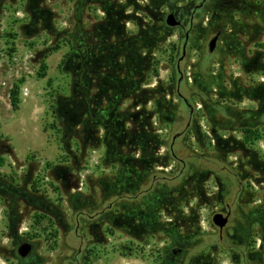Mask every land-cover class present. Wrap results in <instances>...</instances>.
I'll list each match as a JSON object with an SVG mask.
<instances>
[{"label": "rangeland", "instance_id": "obj_1", "mask_svg": "<svg viewBox=\"0 0 264 264\" xmlns=\"http://www.w3.org/2000/svg\"><path fill=\"white\" fill-rule=\"evenodd\" d=\"M192 1L0 0V264H236L226 244L250 251L240 264H264V236L257 222L249 236H238L231 219L221 243L211 217L225 205L213 174L205 181L207 197H192L183 206L179 220L185 227L180 229L193 237L178 250L165 228L174 219L166 213L155 231L112 228L106 213L91 216L101 209L119 169L105 125L113 116L109 102L122 117L117 125L132 124L134 137L135 123L146 110L157 128L153 132L166 142L172 126L160 118L156 103L180 106L189 118L196 106L186 144L197 152H214L217 145L227 155L232 171L219 176L233 212L238 202L243 211L264 205V116L250 133L241 125L264 104V0H211L195 18L179 71L185 30L170 27L158 38L156 28L170 10L186 11L200 2ZM76 29L84 32L93 75L85 104L89 117L71 124L55 109L69 104L72 87L81 93L83 55L77 51L66 57ZM217 32L216 49L202 54L200 48L208 50ZM144 38L143 46L131 49L133 40ZM199 67L205 70L204 82L210 70L217 76L202 96L205 104L195 90ZM156 88L157 95L145 90ZM212 102L216 114L209 112ZM166 108L162 113H173ZM124 118L130 123L124 124ZM159 151L166 154V145ZM160 160L159 168H175L167 156ZM22 241L34 244L25 258L17 253Z\"/></svg>", "mask_w": 264, "mask_h": 264}, {"label": "trees", "instance_id": "obj_2", "mask_svg": "<svg viewBox=\"0 0 264 264\" xmlns=\"http://www.w3.org/2000/svg\"><path fill=\"white\" fill-rule=\"evenodd\" d=\"M181 9L179 11L181 12ZM184 12L186 18H189L193 13V6L186 9ZM195 18H201L203 11L196 9ZM161 20V17L159 18ZM170 28L165 22H160L157 26L158 38L163 36L164 32ZM191 28L189 30L187 46L189 45L190 36L192 34ZM68 34H71L68 32ZM115 36V34H112ZM116 37V36H115ZM118 37V36H117ZM186 38V31L184 32V41ZM70 41H72V52L67 54V58H71L72 54L79 51L82 57V82L80 86L81 93L76 92L75 87L71 88V93L68 96V103H62L58 106L57 113L63 121L71 124H75L80 121L83 117H89L88 109L86 108L87 100H89V92L87 91V84L90 83V75L92 74L90 68L87 67L90 51L88 49L87 42L85 41L84 32H79L77 29L71 35H69ZM183 41V43H184ZM146 40H134L131 42V49L137 46H143ZM201 53L204 55H211L208 50L200 48ZM129 51L125 47V52ZM124 52V53H125ZM124 53L121 56H124ZM210 53V54H209ZM66 58V59H67ZM130 60V58H129ZM133 62V60H130ZM70 62H68L69 64ZM176 64V69L177 68ZM204 68L199 67L196 73L195 83L196 92L203 101V95L206 91L210 90L214 79L217 78L213 75L210 70L209 76L206 75V82L203 80L205 75ZM93 75V74H92ZM130 75V72H127ZM98 80V79H97ZM199 80V81H198ZM127 80H125L126 82ZM182 81L180 78L177 79V83ZM75 84V79L72 81ZM177 86V85H176ZM205 88L207 90H205ZM79 90V92H80ZM146 91L157 92L156 89H145ZM180 92L181 90H177ZM157 95V94H156ZM114 101V100H113ZM206 102H204L205 104ZM14 108L17 107V100H12ZM108 107L113 109V116L111 120L107 121L105 125L108 130L111 131L110 142L113 154L114 162L118 165V171L115 174V178L109 185L108 189L104 192L102 198L101 209L96 210L91 216L96 217L106 213V220L110 223L112 228L122 226L127 229L137 230L140 227L144 230L155 231L162 228L160 223V217L163 213L172 216V222L168 223L167 231L171 236V245L174 250H178V246H188L185 240L188 237H193L187 233L181 231V227H185L179 220V215L182 212L183 206L188 204L192 197H207V187L205 185L206 179L210 175H214L219 182V186L224 184L220 178L221 171L231 172V162L227 160V155L220 153V149L215 148L214 152L207 151H195L186 144L184 135L193 126L192 118L194 116L195 108L192 111V117L189 118L188 111L183 110L182 107L174 105V107L164 106L162 102H157L155 108L157 109L160 118L167 119L172 126V136L169 142L164 141L158 133H154L152 120L150 114L148 115L146 110H143L139 116V119L135 123L137 126L138 136L134 137L132 124L127 127L117 125V121L122 119L118 115V108L111 105L110 102ZM167 107V108H166ZM172 110L171 114L162 113L161 109ZM209 112L216 114V106L213 102L209 104ZM226 112L231 116L230 108L225 106ZM264 116V104L260 105V109L256 111H250V120L245 119L241 125L246 128L247 132L250 133L252 125H259L261 118ZM105 117V115H104ZM103 116L100 117V121H104ZM128 119H123V123L128 122ZM233 124L238 123V119ZM63 123V122H62ZM124 123V124H125ZM184 123V124H183ZM217 124V123H214ZM185 127L184 130H178L177 126ZM122 132L125 136H122ZM77 137V136H76ZM152 137V140L150 141ZM248 140L247 138L243 140ZM253 143V141H250ZM166 145L167 153L160 154L159 149ZM140 150L138 156H134V151ZM222 152V151H221ZM222 154V155H221ZM168 157L176 163L175 168L169 171L159 168L162 166L161 158ZM239 171V170H238ZM239 179H235L239 185H241L242 172L239 171ZM227 183V182H226ZM230 184V183H228ZM225 192V191H224ZM241 191L236 193L239 198ZM222 195V194H221ZM223 197L225 194L222 195ZM220 198V194H219ZM236 207L237 210L232 214L233 226L236 229L238 236L251 234L252 223L257 222L261 225L262 236H264V205L260 208L252 211H243L239 207V202ZM189 226H187L188 228ZM183 236V238H181ZM171 251V250H169ZM172 252V251H171Z\"/></svg>", "mask_w": 264, "mask_h": 264}, {"label": "water", "instance_id": "obj_3", "mask_svg": "<svg viewBox=\"0 0 264 264\" xmlns=\"http://www.w3.org/2000/svg\"><path fill=\"white\" fill-rule=\"evenodd\" d=\"M165 23L169 27H180L181 29L184 28L181 18L178 16V14L174 10H170L167 13L166 18H165ZM219 36H220V33L217 32L209 39L208 46H207L209 52H213L216 49ZM187 40H188V34L186 35L185 41L183 43L182 56L177 61L178 69H179L180 60L183 58L186 52ZM229 218H230V212L224 214L223 212L218 211V212L213 213L211 220H212V223L216 227H218L220 231H222L223 228L227 225ZM33 249H34V244L32 242L22 241L17 246V253L21 258H25L29 254L32 253Z\"/></svg>", "mask_w": 264, "mask_h": 264}, {"label": "flooded vegetation", "instance_id": "obj_4", "mask_svg": "<svg viewBox=\"0 0 264 264\" xmlns=\"http://www.w3.org/2000/svg\"><path fill=\"white\" fill-rule=\"evenodd\" d=\"M196 0H193L192 2H194ZM211 3V0H200L199 3H194L193 4V13L191 14V16L189 18H186L188 20V27L186 28V24H185V19H183L182 17V14L184 12L182 11H185V8H182L181 9V12L180 11H176V13L178 14V16L181 18L182 20V23H183V26H184V30L186 31V35L188 34L189 35V30L194 26L195 24V10L196 9H199V10H202L204 8H207L209 6V4ZM229 2V1H228ZM172 8V7H171ZM174 9V8H173ZM175 10V9H174ZM204 11V10H203ZM225 190V185L224 184H221V187H220V190H219V194H220V201H222L224 203V207L221 209V212H223L224 214L230 212V218H229V221L227 223V225L223 228L222 232L219 231V239L221 241V243H224V237H223V233L225 232V229L226 227L228 226V224L230 223L231 219H232V214H233V208H234V203L233 202H228L227 199H225L221 194L224 192ZM217 229L219 230V228L217 227ZM230 238H233V236L231 235ZM226 248L227 249H230V251H232L233 253V260L236 262V264H240V262L242 260H245L247 259V257H249L250 255V251H245V248H239V251L238 249H234L233 245L232 244H226ZM244 249V250H243ZM81 251V249H79V252ZM237 252V253H236ZM248 264V263H246Z\"/></svg>", "mask_w": 264, "mask_h": 264}]
</instances>
